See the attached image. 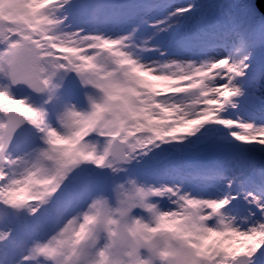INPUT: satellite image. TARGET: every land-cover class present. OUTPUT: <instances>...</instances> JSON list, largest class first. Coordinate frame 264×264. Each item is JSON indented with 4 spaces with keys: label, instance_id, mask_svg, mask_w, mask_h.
Listing matches in <instances>:
<instances>
[{
    "label": "snow or ice",
    "instance_id": "1",
    "mask_svg": "<svg viewBox=\"0 0 264 264\" xmlns=\"http://www.w3.org/2000/svg\"><path fill=\"white\" fill-rule=\"evenodd\" d=\"M77 17L91 30L75 28ZM108 24L111 32L101 28ZM105 56L110 63L101 62ZM0 73L10 87L50 92L65 105L60 123L72 127L66 134L49 126L43 111L0 90V204L35 215L47 198L79 192L82 210L102 188L139 170L153 177L160 200L203 213L207 227L192 244L190 264H264V147H245L264 145V116L257 122L253 111L264 113L257 0H0ZM58 73L62 83L52 85ZM72 73L102 97L89 95L90 111L57 94ZM87 137L103 144V154L81 150ZM50 152L57 153L55 176L40 167ZM116 165H127L120 176L106 170ZM209 187L215 194L202 195ZM241 203L251 227L215 226L216 217L239 216Z\"/></svg>",
    "mask_w": 264,
    "mask_h": 264
},
{
    "label": "clouds",
    "instance_id": "2",
    "mask_svg": "<svg viewBox=\"0 0 264 264\" xmlns=\"http://www.w3.org/2000/svg\"><path fill=\"white\" fill-rule=\"evenodd\" d=\"M101 62L111 60L105 56ZM94 98L102 102L101 96ZM64 129L71 133L70 120ZM80 147L89 154L104 152L103 144L92 137ZM131 163L130 159L127 165ZM127 165L106 170L120 176ZM40 167L44 175L55 176L57 153L50 152ZM158 193L153 185L131 175L114 180L110 194L96 193L46 242L32 247L31 259L35 264H190L196 251L192 244L200 243L207 227L200 219L203 213L183 203L169 212L161 206ZM215 226L241 229L231 215L216 217Z\"/></svg>",
    "mask_w": 264,
    "mask_h": 264
},
{
    "label": "rangeland",
    "instance_id": "3",
    "mask_svg": "<svg viewBox=\"0 0 264 264\" xmlns=\"http://www.w3.org/2000/svg\"><path fill=\"white\" fill-rule=\"evenodd\" d=\"M100 3H121L124 0H97ZM162 3L171 4H185L188 2H206V0H158ZM75 28L83 27L86 30H91L93 25L85 23L81 17L76 18ZM102 30L107 29L111 32L112 25H101ZM171 58V56L169 57ZM150 59L149 56L145 55L141 57L142 62H147ZM71 76L73 80L64 82L65 86L63 89H58V95H63L66 100H70L71 104H74L78 111H90L91 105L88 102V95H99V91L94 89L92 85L83 84L76 73H72ZM62 73H58L52 79V85H60L62 83ZM0 90H8L14 94V98L17 100H27L34 107H37L45 113L46 123L49 126L59 129L64 132L65 129L60 123V116L65 111V105L56 97H53L50 92L45 91L41 94L31 93L29 91L18 90L15 87H10V81L5 77L3 73H0ZM256 121L258 122L264 113H261L259 109L253 110ZM4 113L0 112V119H2ZM247 118V116H245ZM30 125V124H29ZM30 130H32V135L37 137H42L43 134L35 130L32 125H30ZM87 137L86 139H88ZM37 143L43 147V139H39ZM244 143V142H238ZM245 147H264V145H259L258 142H252L251 144L245 143ZM13 156H18L21 152L16 151L15 148L12 150ZM22 151H28V149H22ZM34 155L29 156L30 160H34ZM258 160V155L256 157ZM147 162H145L146 164ZM236 161H228V166H234ZM145 165H133V168H143ZM131 176L137 177L142 182H155L151 175L144 174L139 170H133L130 174ZM258 179V172H255ZM208 189H212L211 192L215 193L214 188H204L202 195L208 194ZM111 185L102 188L99 192H104L110 194ZM80 193L74 192L70 196H64L63 192L57 193L55 196L47 198L46 202L40 207L39 211L33 215L28 206L21 209H13L0 204V236H6V234L11 233V236L7 239L0 241V264H35L32 259L25 260L24 257L30 256V249L34 247L37 243L46 242L53 234H55L61 226L73 215L81 211L78 207L80 202ZM35 201H29L32 203ZM161 206L164 209L175 207L171 205L167 200H160ZM85 208V207H84ZM83 208V209H84ZM237 209L240 212V217L247 218L244 216V209H246V204H239ZM237 219V217H236ZM238 221V220H237ZM238 226L241 229L246 228L245 221L240 220Z\"/></svg>",
    "mask_w": 264,
    "mask_h": 264
},
{
    "label": "bare ground",
    "instance_id": "4",
    "mask_svg": "<svg viewBox=\"0 0 264 264\" xmlns=\"http://www.w3.org/2000/svg\"><path fill=\"white\" fill-rule=\"evenodd\" d=\"M211 190L212 189H208L207 191H208V194H207V196H212V195H214L215 193H213V192H211ZM205 195H206V193H205ZM242 204H244V203H242ZM247 211L244 209V216H246L247 214ZM232 215H234V213L232 214ZM237 217V224L238 223H240V220H243V221H245V226H246V228H249V227H251L252 226V223H251V220L250 219H247V218H242V217H240V216H236Z\"/></svg>",
    "mask_w": 264,
    "mask_h": 264
},
{
    "label": "water",
    "instance_id": "5",
    "mask_svg": "<svg viewBox=\"0 0 264 264\" xmlns=\"http://www.w3.org/2000/svg\"><path fill=\"white\" fill-rule=\"evenodd\" d=\"M257 5H258V7L261 8V10H264V0H257ZM15 87L17 89L28 90V91L34 92L32 89L28 88L25 85H18V86H15ZM34 93L40 94L41 92H34ZM16 114H19V113H16ZM27 127L30 129V125L29 124L27 125Z\"/></svg>",
    "mask_w": 264,
    "mask_h": 264
}]
</instances>
